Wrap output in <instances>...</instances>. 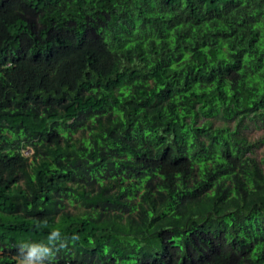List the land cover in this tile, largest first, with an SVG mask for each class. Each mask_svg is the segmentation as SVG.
I'll return each instance as SVG.
<instances>
[{"label":"trees","instance_id":"trees-1","mask_svg":"<svg viewBox=\"0 0 264 264\" xmlns=\"http://www.w3.org/2000/svg\"><path fill=\"white\" fill-rule=\"evenodd\" d=\"M252 129L264 0H0V264H264Z\"/></svg>","mask_w":264,"mask_h":264},{"label":"rangeland","instance_id":"rangeland-1","mask_svg":"<svg viewBox=\"0 0 264 264\" xmlns=\"http://www.w3.org/2000/svg\"><path fill=\"white\" fill-rule=\"evenodd\" d=\"M251 139H257L259 137L264 136V130H254L252 129L251 132L249 133ZM264 152V146L261 147L260 150L257 151L259 154V157L263 155ZM17 264H41V263H35V262H28V261H19Z\"/></svg>","mask_w":264,"mask_h":264},{"label":"bare ground","instance_id":"bare-ground-1","mask_svg":"<svg viewBox=\"0 0 264 264\" xmlns=\"http://www.w3.org/2000/svg\"><path fill=\"white\" fill-rule=\"evenodd\" d=\"M251 155V154H250Z\"/></svg>","mask_w":264,"mask_h":264}]
</instances>
